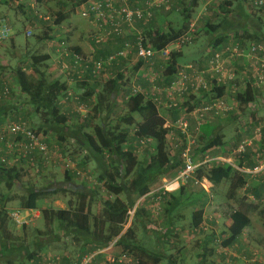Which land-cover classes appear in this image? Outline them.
Segmentation results:
<instances>
[{"label": "rangeland", "instance_id": "374dc122", "mask_svg": "<svg viewBox=\"0 0 264 264\" xmlns=\"http://www.w3.org/2000/svg\"><path fill=\"white\" fill-rule=\"evenodd\" d=\"M73 1L74 0H60L59 2V0H51L44 6L35 3L34 7H30L28 2L25 6H16L11 1L10 4L0 7V22L1 20H5L10 27L8 39L0 43V74H3L6 78L8 77L11 91L9 98L0 101L1 104L7 102L11 106L10 109H8L6 116H3V114L0 115L1 130L9 123L19 120L26 122L30 127L36 130L39 123L42 122L39 118L40 116H35L27 97L20 93L15 80L13 81L14 71L16 68L22 67L28 74H34L31 58L34 55H45L47 53V55L50 54L52 56V54H54V60L52 61L51 59L48 62L49 74L51 78H61V69L56 62L58 56L56 55L54 48L56 47V44L61 41H66L71 45L75 39H71L72 36L69 38L62 34L59 36L54 33L55 29L57 30V26L60 27V25H64L63 23L66 22L64 20L58 25L56 23L58 16L60 14L68 15V17L77 21V36L84 32V30L86 32L89 28L92 29L93 25L91 23H94L90 17L87 18L88 16H85V6L83 8H76L73 5ZM241 1L243 2V9L238 5ZM190 2L191 0H176V3H179V5L184 7L190 4ZM252 6H254L252 0H200L199 5L194 8L192 12V21H190V23L194 24V29L196 30L195 39L190 45L184 47L183 55L177 60L178 65L185 66L189 63H193L197 66H201L203 60L209 56L210 43L215 37V34L210 33L207 28H205L208 24L219 26L216 35H220L221 33L219 32L228 34L229 37L226 45L230 44V41L233 40L232 36L235 35V33L239 32V36H241L243 28H250L261 38L256 42L264 43V10L253 8ZM43 18L49 19L45 20ZM168 21L174 24V28L179 29L182 26L184 19L179 12L172 11L167 13L164 18L160 19V25H166L168 24ZM66 28L70 29L71 27L69 25L66 26ZM28 31H31V35L27 34ZM91 31L93 32V35L94 31ZM241 41L244 43V46L245 44L254 42L245 39H242ZM120 49L121 48H118V50ZM118 50L111 52L110 54H114ZM130 55L131 57L133 56L134 61L128 62L127 66L120 69L126 77V83L122 87L120 101L119 103H116L114 113L109 115V120L112 121V124L115 122L112 126L117 124L116 121L118 117L127 112V107L124 101L127 92L131 91L133 87L139 85L149 93L154 92L159 97L162 96L163 103L159 107V112L161 114L167 112L168 115H171L170 109L166 107L168 101L165 92V88H167V79L163 77L165 66L169 61H164L157 57L152 60L153 63L144 62V65L139 69L134 70L135 65L138 64V60L135 52L132 51V54ZM85 57L92 58L87 55ZM238 61L242 63V60ZM240 63L236 65L238 70L241 68L239 65ZM62 77L64 79V76ZM239 83L242 85L240 72ZM240 89L244 90L242 86ZM72 94L73 97L66 101L64 97L60 99L59 104L61 111L63 112L66 108L70 109L72 113L68 117L70 118V124L72 125H83L88 123L85 120L90 121L85 130L87 133H92L94 127L100 123V119L105 118L109 113L103 111L100 115L94 114L92 111L91 100L85 101V99H81L83 93L78 94L72 92ZM143 95L150 98V95L147 96L145 93H143ZM256 96V101L246 107L240 106L234 98L230 96L228 98V104L233 110L226 116V118L215 119L217 121L222 120V124H219L217 128H215V132L219 134L223 133L224 138L228 140L226 142L228 148L224 154L219 155V150L217 149L209 150L204 153L198 151V149L205 143V140L199 138L201 129L199 133H197L194 122V126H192L188 134H183L177 125L169 123L170 133L168 135V150L170 155L174 156L178 151L183 150L181 152V159L184 164L185 159L183 154L186 151V148L191 146L190 154L196 165L204 162L206 157H209L213 160V163H208V165L210 164L209 166H214L218 164V160L212 158L223 157L230 160L237 167H242L238 164L241 159L239 154L234 152L238 145L244 140L253 139L252 149L248 152H255L257 149L256 147H260L261 144L263 145L264 88L262 90H256ZM189 99V96L175 98L177 108L180 112L182 111L179 120H188L189 118V112L191 111L185 106V104L189 102ZM136 119L137 122L140 121L138 116H136ZM258 129H260L261 132L260 136L255 133ZM179 133L185 135V140L180 137ZM37 134L48 146L47 156L35 153L32 154L31 161L29 159H24L21 156L20 151L8 147L9 149H12L10 153V155H12L9 156L10 158L5 157L12 165H17L18 168L22 170V176L21 180L18 181L20 185L14 186L10 191L6 190L5 185L0 183V192L7 193L10 198V200L5 203L0 200V208L6 206V209L9 210L10 213L18 212L20 216H25L26 212L22 210L20 206V198L27 194L28 187L42 188L52 186L55 190L57 189L61 191H58L55 196L48 197L38 202L37 211L39 212V215L31 216L30 220L25 225V228L18 226L12 220L11 216H9L8 221L1 229L2 234H0V238H21V241L24 238V240H26L25 244L28 245L32 251L37 250L39 241L42 242V251L37 254L39 258L37 264H77L79 256L83 252L82 249L84 247L85 239H76L73 235H67L59 230L58 227L54 228L52 225L48 224L47 220H45V215L48 216L52 209H66L69 205L76 208L80 201L79 192H88V187H90L95 189L96 193L90 192L86 204L90 203L92 217L100 216L103 209V203L111 198V196L104 188L103 184H100L98 181L99 168L95 161L89 159V162L86 163L85 167L80 166V163L86 156V152L84 151L83 153H80L79 147L76 146L75 142L61 143L55 135L50 133L46 134L41 132ZM10 140L14 141V138H11ZM192 140H196L194 145H190V141ZM184 145L185 149H183ZM132 146H134V149L136 150L138 160H149V157L153 152L150 142L141 143L139 145H136L134 142ZM18 157L20 159L16 160ZM258 158L260 159V162H264V153L260 151ZM182 169H180L179 172ZM234 170L238 171L240 174L242 173L237 168ZM66 171H68L70 175H74L72 180L66 178ZM179 172H172L164 179L159 180L156 184L152 185L151 191L145 196L138 199L136 198L135 206L131 211L134 210L135 212V209L143 208L149 211L151 217L150 219L143 218L147 224L146 227H143L144 224L140 220L138 226L134 228V241L145 246L150 251L160 253L161 256H163V260L159 264H168L173 261L175 264H205V261L209 259L212 260L214 257L216 259H214L215 261H212V264H219L217 262H220L221 264H252L251 261L253 260L255 252H264V243L257 244L258 240L264 241V211L260 204L263 194L257 200L246 197V193L242 191L238 194L236 203H234L231 202L230 198L231 188L229 181H224L218 189L214 190L213 185L210 188L206 182L201 180V182L210 189L209 193L206 194L208 200L205 208L204 222L202 227H200L201 229H199L202 231L192 232L190 227L191 215L196 209L195 206L198 205L197 201L195 203L194 199L200 198L197 200H202L204 196L203 192L206 191L202 188L200 183L195 182V173L184 182L178 181V185L174 184ZM261 174L262 173L246 176L258 177ZM171 184H174L173 188L175 189L172 191H165L164 187ZM180 186H185L188 200L182 203L173 212L177 216L173 220L176 229L175 233L170 236L165 234L168 226L164 221L168 218V216L165 215L166 212L164 209L167 207L166 199L168 198L167 200H169V195L163 200L160 196H155V193L163 191L166 194H176ZM62 189H66L67 191L63 192ZM122 197L125 199L123 195ZM240 206L244 209L250 208L252 211L249 214L251 223L239 238L241 241L240 245L243 247L238 250L236 244L232 246H223V243L225 238H227L225 233L227 232L230 222L229 213ZM132 216L133 222L135 223L137 218L135 217V214ZM131 221L125 226L122 234L130 226ZM211 234H214L215 236L214 241L207 238V236ZM206 239H208V241H206ZM203 241H206L204 243L206 246V248L204 247L205 249L202 245ZM209 250L213 251V255H207ZM120 251V248L115 249V253H119ZM220 254H226V258L222 257ZM98 261H100L101 264L104 262V260L100 258L92 264H100ZM2 264L5 263L2 261ZM15 264H18V261H16ZM25 264L35 263L34 261H26Z\"/></svg>", "mask_w": 264, "mask_h": 264}, {"label": "trees", "instance_id": "16d2710c", "mask_svg": "<svg viewBox=\"0 0 264 264\" xmlns=\"http://www.w3.org/2000/svg\"><path fill=\"white\" fill-rule=\"evenodd\" d=\"M46 1L47 0H36V3L42 4ZM86 1L87 0H77V2L74 3V6H80ZM138 1L140 2L141 0ZM199 3L200 0H191L190 4L184 7L173 0L174 6L172 10H159L164 14L161 18H164L169 12H179L184 19L183 24L179 29L174 28V24L170 21L167 22L168 24L163 26L160 25L159 27L153 23L154 17L152 22L147 26L137 23L136 32L138 30L142 33L144 46L161 51L183 36L190 28L192 12ZM240 3L243 5L242 1ZM141 4L132 6L130 3L133 8L139 7ZM65 19L66 15L60 14L56 23L59 25ZM218 27L219 26L210 24L205 27L210 33L215 34L214 38L217 37L216 39L213 38L214 40L212 39V42L210 43L211 46L209 45L210 47L226 45L228 34L219 32L221 34L216 35ZM128 28L129 27L125 28V30L129 31ZM136 32L133 35V40L127 42H134ZM241 34L242 35L239 36V32L235 33L236 40L245 39L256 42L261 39L260 36L250 28H243ZM110 37L116 36L113 35ZM125 42H122L120 48H122ZM188 45L190 44L183 46V48L178 51H173L170 58L164 60L169 61L163 72V77L167 79V86H170L178 70L182 67L178 65L177 60L183 55L184 47ZM31 60L34 74H28L24 68L18 67L14 71V80L20 93L27 97L35 116H40L39 118L42 122L39 123L36 129L37 131H35L37 133L44 132L46 134L50 133L55 135L61 143L75 142L76 146L79 147L80 153H83L84 151L86 152V156L83 158L80 166L85 167L86 163L89 162V159L95 161L99 168V170L97 169L98 181L100 184H103L104 188L111 196V198L103 203L101 215L92 217L90 203L86 204V201L90 192H96L95 189L88 187V192H79L80 201L76 208L69 205L66 209H52L48 216L45 215V220L48 221L49 225H52L54 228L58 227L59 230L67 235H73L76 239H85L84 250L82 249L83 252L79 256L77 264H80L81 259L86 254L107 247L110 242L117 238V244L122 251L133 255L138 261V264H159L163 260V256H161L160 253L150 251L145 246L134 241V228L138 226L140 220L144 224L143 227H146L147 224L143 218L150 219L151 217L148 210L143 208L135 209L134 214L137 221L134 223L132 219L130 226L122 234L129 221L128 212L134 208L136 198L138 199L145 196L151 191L152 185L156 184L159 180L164 179L172 172H179L180 169L184 168L181 159V152L183 150L178 151L174 156L170 155L168 150V135L170 133V128L167 126V121L164 116L159 112L158 106L151 98L140 93L135 94L132 91L133 89H131V91L127 92L124 99L127 112L118 117L116 121L117 124L112 126L115 122L112 124V121L109 120V115L114 113L116 98L126 83V77L124 73L120 71L121 68L117 67L118 62H116L111 66L112 68H110L109 71L112 74V77H110L98 91L90 92V90H87L81 97V99L83 98L85 101L91 100L92 111L94 114L100 115L103 111L109 113L105 118H99L101 121L94 127L92 133H87L85 129L88 127L90 121L85 120L88 123L83 125H72L70 124V118L61 111L59 101L61 98H65L68 86L67 83L63 81L64 79L62 76L61 78H51L48 70L50 56L47 54L34 55ZM137 63L138 64L135 65L134 70H137L144 65V61L142 60H139ZM87 74L92 76L91 70H88ZM86 76L87 75H85L84 79L79 83H84L85 87V82H87ZM140 87L142 88V86ZM212 94L213 97H222L224 95V90L223 88H214ZM256 99V92L249 87L244 90L240 89L238 93L234 95V100L243 107L254 103ZM186 104L185 106L189 105ZM200 105L201 103L196 106ZM193 107H189V111H192L194 109ZM170 110H174L173 112L177 114L178 117L180 112L178 108ZM136 116L140 118L139 122H137ZM178 120L179 119L176 118V121ZM202 128L199 138L205 140V143L198 149V151L204 153L216 147H223L225 139L223 133H216L215 128H205L204 125ZM179 135L185 140V135H181L180 133ZM134 142L136 145L150 142L153 152L151 153L149 160H138L136 150L134 149V146H132ZM256 148L255 152H248L252 149L251 147L248 148L245 153L239 155L241 159L238 164L242 166L241 168L252 169L259 165L260 159L258 158V155L260 151L264 153V139L263 145L261 144L260 147ZM183 149H185V145ZM3 157L5 156H0V183L4 184L6 190L10 191L14 186L20 185L18 181L21 180L22 170L19 169L17 165L2 163L1 158ZM209 165H201L197 168L194 175L196 178L195 181L206 179L213 186H218L224 181H229L231 199H234L237 190L242 189L247 185L245 179L246 175L235 171L233 166L229 164ZM65 176L68 180L74 178V175H70L68 171L65 172ZM185 189V186H180L176 194H166L163 191L155 193V196H160L163 200L169 195V200H167L168 198L166 199L167 207L164 209L166 212L165 215L168 216V218L164 220L168 226L167 231L165 232L166 235L171 236L175 233L176 228L174 227L173 220L177 216L173 212L182 203L188 200ZM58 191L61 190H55L52 186L42 188L28 187L27 194L20 198L21 209L24 211L38 210V202L40 200L55 196ZM62 191L66 192L67 190L62 189ZM263 191L264 182L261 186L253 188L254 197L258 200L262 196ZM206 194V192H203L204 196L202 200H197L200 198H195L196 200L194 199L195 203L197 201L198 205L195 206L196 209L191 215L190 227L192 232L202 231L199 229H201L200 227H202L204 222L205 208L208 200ZM0 200L5 203L6 201H9L10 198L7 193L0 192ZM251 211L252 209L250 208L244 209L240 206L238 209H233L232 212L229 213L231 223L225 233L227 238H225L223 246H232L237 243L244 230L248 228L251 223L249 217ZM11 213L6 210V206L0 208V234H2L1 229L8 221ZM22 228H25V226H22ZM207 238L214 241L215 236L214 234H211L208 235ZM206 241H208V239H206ZM206 241H203V248H206L204 244ZM25 243L26 240H24V238L22 241L21 238H0V264H2V261L5 264H15L16 261H18V264H25L26 261H34V263L37 264L39 261L37 254L42 251V242L39 241L36 251H32ZM208 252L213 251L209 250ZM97 259H100V256H98ZM172 263L175 264L174 261ZM255 264L260 263L257 262Z\"/></svg>", "mask_w": 264, "mask_h": 264}, {"label": "built area", "instance_id": "2783aa9c", "mask_svg": "<svg viewBox=\"0 0 264 264\" xmlns=\"http://www.w3.org/2000/svg\"><path fill=\"white\" fill-rule=\"evenodd\" d=\"M253 7L257 9H264V0H252ZM86 9V15L90 17L94 22L101 25L103 34L96 36L95 42L101 43L105 38L110 36L121 37L124 35L125 28L131 29L136 28V24L139 23L143 26L149 25L154 17L155 11L164 10L170 11L173 9V0H144L139 7L133 8L129 0H87L83 3ZM41 17V16H40ZM42 18V17H41ZM45 20L49 18H43ZM10 33V27L5 20L0 22V43L7 40ZM31 35V31L27 32ZM196 30L194 24L190 25L189 30L176 41L171 43L165 49L159 51L153 48H147L144 46V39L142 33L137 30L136 37L133 43L125 42L122 48L114 54L108 55L105 59L95 60L87 58L83 55L71 52V47L66 41L58 43V48L61 57L72 56L71 62L58 63L61 69V75L67 83L80 82L84 79L88 70H91V75L96 78L105 77L108 79L112 77L110 71L111 66L119 62V60L126 58L129 53L135 52L137 60L144 62L153 63L152 60L155 58L167 60L173 51H178L183 46L191 44L195 39ZM229 37V36H228ZM233 40L230 41L229 45H223L217 48H211L210 54L205 58V63L201 66H197L193 63H189L182 66L170 86H167L165 92L167 96L166 107L170 109L177 108L175 98L198 95L203 96L204 102L200 107H196L189 115L195 120L196 130L199 133L201 127L215 119H224L233 110L228 104V98L238 93L241 86L246 89L249 87L251 90H262L264 88V43L251 42L245 44L241 40H236L235 35L232 36ZM248 43V42H247ZM63 54V55H62ZM242 60V63L240 61ZM238 61V62H237ZM238 63L241 66L238 70ZM239 72L242 77V85L239 83ZM214 88H223L224 95L222 97H213L212 90ZM133 93L143 94L150 98L158 106L163 103L162 96L156 95L154 92L149 93L143 90L140 86L133 87ZM145 91V92H144ZM10 84L8 77H4L0 74V101L9 98L10 95ZM73 94L69 90L66 93L65 101L72 98ZM180 131L183 134H188L190 131V121L180 119L176 122ZM169 127V125L167 124ZM257 135H261L260 129L256 130ZM14 138V141L10 140ZM22 140V141H21ZM0 143L6 144V146L18 150L24 159L32 161V154L40 153L44 156L48 155V146L37 134V132L30 127L24 121L11 122L7 126L0 130ZM196 140L190 141V145H194ZM253 146V139H247L242 141L237 149L234 151L237 154H243L246 150ZM191 146L186 148L183 154L185 159L184 168L179 172L177 180L174 184H179L178 181L184 182L190 178L197 168L203 164L213 163L209 157H206L204 162L199 165L194 164L191 157ZM218 160V164H229L234 168H237L242 174L252 175L261 173L264 170V165L259 164L254 168H241L234 165L230 160L223 157L212 158ZM6 161V162H5ZM1 162L12 165L7 158H1ZM73 167V165H72ZM200 183L202 188L209 193L211 183L206 179V182L210 188L206 187L203 182L195 181ZM174 184L165 186V191H172ZM178 187V186H177ZM262 209L264 211V193L260 200ZM25 216H20L18 212H12L10 214L12 220L18 226H25L30 220L31 216H38L39 212L25 211ZM133 211H129V221L132 220ZM128 221V223H129ZM131 223V222H130ZM118 238L110 242L107 247L98 249L95 252L86 254L80 264H92L98 256L104 260L103 264H138V261L122 249L117 244ZM120 248L119 253H115V249ZM264 264V252H255L252 264L255 263Z\"/></svg>", "mask_w": 264, "mask_h": 264}, {"label": "crops", "instance_id": "0c3cea01", "mask_svg": "<svg viewBox=\"0 0 264 264\" xmlns=\"http://www.w3.org/2000/svg\"><path fill=\"white\" fill-rule=\"evenodd\" d=\"M11 1L16 6H25L26 3L28 2V5L30 7H34V5L36 3V0H0V7L10 4ZM49 1H51V0H47L46 2H43L42 4H39V5L40 6H44ZM62 1H64V0H62ZM142 1L143 0H141L140 2L138 0H130V3H131L132 6H137V5L141 4ZM59 2H60V0H59ZM76 2H77V0H74L73 1V3H76ZM174 2H176V0H174ZM238 5H239L240 8H243V5L241 3L238 4ZM77 7L83 8L84 7V4H81L80 6H76V8ZM162 15H164V14L161 11H156L155 16H154V22L153 23L156 24L159 27H160V23H161L160 22V18L162 17ZM85 16H87V15H85ZM65 21L66 22L63 23L64 25H60L59 24L60 27L57 26V30L55 29L54 33L57 34V35H59V36H60V34H62L65 37H69V38H71V36H72L71 39H75V40L72 42L71 45L69 44L70 47H71V49H70L71 52L76 53V54H80V55H83V56L84 55L85 56L87 55L88 57H93L95 60H97L99 58L105 59L108 56V54L110 55L111 52H114V51L118 50V48L121 47L122 42L132 41L133 40V37H134L133 35L136 32V28H134L133 30L128 28L129 31H126L125 30L124 35L122 37H109V38H105L101 43H96L95 42V39H94L96 36H98L96 34H100L101 35L104 32L103 31L104 28H102L101 25L96 24V22L91 23L93 25V28L92 29L89 28L88 31H86V32L84 30V32H82L81 34H78V36H77L76 35V33H77L76 32V30H77V25H76L77 24V21H75V19H73V18L68 17V15L66 16ZM190 21H192V19ZM191 24H193V23H190V25ZM69 25H70L71 28L70 29L69 28L67 29L66 26H69ZM91 30L94 31V34L93 35H92L93 32ZM90 35H92V36H90ZM216 38H214V39H216ZM211 48H217V47H210L209 49H211ZM54 49H55L56 55L58 56V58H56V62L57 63L62 64L63 62H71L72 61V56H69V57L68 56H63V57H61V55H60L59 52L62 51V49L61 48H58V44H56V47ZM130 54H132V53H129L126 58H123V59L119 60L117 67H119V68L125 67V66L128 65V62L134 61L133 56L131 57ZM53 56H54V54H52V56L50 55V60L52 59V61L54 60ZM203 63H205V60H203ZM203 63H202V65H203ZM108 73H109V71H108ZM86 75H87L86 76L87 77V82H85L86 87L84 86V83H82V84H79L80 82L67 83L65 80H63V81H65L67 83L68 90L70 92L72 91V92H75V93H78V94L79 93H83L84 94V92L87 91V90L88 91L90 90V92H92V91H98L101 88V86L107 80H109V78L108 79H105V77L96 78V77H92V76H90L88 74H86ZM13 81H14V79H13ZM166 84H167V82H166ZM165 90H166V88H165ZM121 92H122V90L120 91V93L118 94V96L116 98V103H119V101H120ZM203 96H201V97L198 96V95H192V96H190L189 97L190 99L188 100L189 102L187 103L189 105L186 104L187 107L189 108L191 106L192 107L194 106L193 107L194 109L196 107H198L196 105H198L200 103L202 104L204 102ZM10 107L11 106L9 105V103L4 102V104H1V102H0V112H1L0 115L3 114V116H6L7 115V111H8V109H10ZM170 111H171V115H168L167 112L166 113L165 112L162 113V115L166 119L168 125H169V123H172V124L174 123L176 125V122H177L176 121V118H178V119L180 118V116L182 115V111L180 112V114L178 115V117H177V114H175L173 112L174 110H170ZM63 112L67 116L71 115V113H72L69 108H66V110H64ZM188 120L190 121V128H192V126H194L195 120L190 115H189ZM219 124H222V120H218V121L217 120H215V121L214 120H211V121L205 123L204 124V127H209L210 129L211 128H217V126ZM227 141L228 140L224 139V145H223V147H216V148H213L211 150H216L217 149V150H219L218 151V154L219 155L220 154H224L227 151V148H228V146L226 145V142ZM0 144H1V148H2V149L0 148V156H6V157L11 156L12 154L10 155V153H11L12 149H9L8 146H6V148H5V145L6 144H4V143H0ZM17 159H20V158L18 157V158H16V160ZM259 164H263L264 165V162H259ZM245 179L247 181V185L244 188L239 189V190L236 191V196H234V199H231V202L236 203V198H237L238 194L240 192H242V191H244L246 193V197L253 198V199L255 198L256 199V197H254V195H253V188L254 187H257V186H261L263 184V182H264V170L262 171V174L260 176H258V177H249V176H246ZM222 183L220 185H218V186H213L214 187V190L215 189H218L222 185ZM157 189H158V187H157ZM216 191H218V190H216ZM238 208L239 207H237L236 209H238ZM229 221H230V219H229ZM230 223H231V221L229 222V225H230ZM260 243H264V241L258 240L257 244H260ZM240 244H241V241L238 240L237 243H236V247H237L238 250H240V248L243 247ZM202 245H203V242H202ZM207 255L208 256H211V255H213V252H208ZM220 255L222 257L226 258L225 257L226 254H220ZM214 259H216V258L214 257L212 260L209 259V260L205 261V264H212V261H215ZM96 261L97 260H95L94 263ZM98 262L101 264L100 261H98ZM217 263L221 264L220 262H217Z\"/></svg>", "mask_w": 264, "mask_h": 264}]
</instances>
